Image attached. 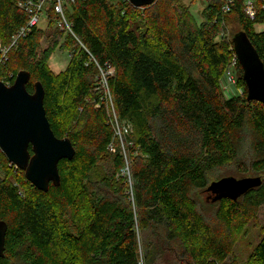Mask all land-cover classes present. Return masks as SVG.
<instances>
[{"label":"trees","instance_id":"trees-1","mask_svg":"<svg viewBox=\"0 0 264 264\" xmlns=\"http://www.w3.org/2000/svg\"><path fill=\"white\" fill-rule=\"evenodd\" d=\"M232 1L225 11L226 0H208L199 22L178 0L141 7L128 0L67 1L70 30L47 34L60 17L56 0H47V27H30L9 47L0 80L11 84L26 70L29 93L40 82L50 128L75 153L59 161L60 183L44 192L0 150V220L7 224L0 264L145 263L149 243L140 251L139 234L152 231L176 245L177 262H225L242 227L264 208V178L236 199L207 196L212 223L192 196L206 193L208 174L237 162L245 144L251 158L239 165L264 172V104L246 99L239 62L243 96H225L220 86L232 56L231 36L223 32L229 24L247 34L264 64V31L256 30L264 25V8L254 0L251 18L244 0ZM24 3L0 0L3 46L26 27ZM56 46L70 56L57 75L47 65ZM95 62L114 69L108 85L117 119L129 126V165L108 104L95 91ZM252 256L264 264V237Z\"/></svg>","mask_w":264,"mask_h":264},{"label":"water","instance_id":"water-1","mask_svg":"<svg viewBox=\"0 0 264 264\" xmlns=\"http://www.w3.org/2000/svg\"><path fill=\"white\" fill-rule=\"evenodd\" d=\"M133 6L153 4L156 0H128ZM233 50L242 68L246 99L264 104V64L247 34L240 30L233 34ZM30 74L20 70L10 85L0 80V150L11 164L24 172L27 181L40 191L50 184L60 183L58 163L72 159L75 150L68 138H57L47 120L43 107L44 89L34 83L29 93L26 85ZM261 178L227 176L212 181L206 188L208 196L217 201L236 199L249 189L259 186ZM7 224L0 220V257H3Z\"/></svg>","mask_w":264,"mask_h":264},{"label":"rangeland","instance_id":"rangeland-1","mask_svg":"<svg viewBox=\"0 0 264 264\" xmlns=\"http://www.w3.org/2000/svg\"><path fill=\"white\" fill-rule=\"evenodd\" d=\"M66 1H64V4ZM179 5L181 8L186 9L189 11V14H191L197 22L201 20L200 13L205 8L206 5H208V0H178ZM46 5H44L43 10L41 12V17L39 19L38 26L42 29L47 27L48 20L46 19L44 8ZM58 21V20H57ZM53 24V22H51ZM54 27H57L61 31L66 30L64 28H61L58 23L56 22L55 25H51L46 33H50L55 31ZM257 31H264V25H257L256 26ZM239 31V26L237 24H229L226 26V28L223 30L224 34L228 37ZM46 37L44 36L41 45L44 48L47 46L46 44ZM0 47H3L2 41L0 39ZM1 54V52H0ZM70 56L69 51L66 49H60L58 46L53 50L51 53L47 65L49 70L57 75L61 71H64L65 68L68 65ZM5 61H0V63H3ZM238 75V74H237ZM6 75H3L2 77H5ZM222 82V80H221ZM7 85V84H6ZM237 89L241 90V94L245 93L244 88L237 83L236 87L231 89L233 92ZM128 137V136H127ZM121 147V155L123 156L125 163L129 165L130 156L128 154L127 149V140L124 137L122 141ZM114 149V144H113ZM111 153H113V150H110ZM251 158V152L250 148H248V145L245 144V146L241 149L238 161L235 163H231L229 165H226L221 168H217L213 171H211L208 174V182L211 183L212 181H216L220 178L232 176L237 179L244 178V177H256L259 176L261 179L264 178V172L260 174L254 173L250 167L246 166L244 164H248V161ZM239 162L244 163L243 165H239ZM0 175H3V172L0 169ZM23 189V187H22ZM192 196L195 197L198 201L199 208L201 209L202 213L205 216V219L212 223V220L214 218L213 216V208L209 205L210 202L206 201L207 194L203 189L201 190H193ZM140 237V251L143 252L145 250V246L147 243H149L148 251L150 253L148 261L143 263L142 261L140 264H184L181 262L176 261L177 253H176V245L173 242H165L163 238L161 237L160 232H147L146 234H139ZM264 237V208H259V211L257 212V215L255 218L249 220L241 229V231L238 233L235 244L232 249V253L226 258L225 262L222 264H258L257 261L254 260L252 256V252L254 247L261 241V239Z\"/></svg>","mask_w":264,"mask_h":264},{"label":"built area","instance_id":"built-area-1","mask_svg":"<svg viewBox=\"0 0 264 264\" xmlns=\"http://www.w3.org/2000/svg\"><path fill=\"white\" fill-rule=\"evenodd\" d=\"M64 1H74V0H56V3L54 5V10L59 14V19L57 21L58 25L61 28L70 30V25L66 21V18L64 17L63 13V5ZM227 2L224 3L223 9L227 11L229 9V5L232 4V0H226ZM262 2V7L264 8V0H260ZM24 4H21L23 7H25L26 11L28 12V22L26 24V27L21 28L20 31L16 35H14L11 39V42L8 46L0 47V61H5L7 59V51L10 46L14 45L17 42V39L19 36L24 35L25 31H27L30 27H33L35 25H38V21L41 17V12L43 10L44 5L46 4L47 0H38L37 2H32L31 0H24ZM244 7L246 13L253 18L255 14V6H254V0H244ZM232 52V56L227 62L222 77L220 80V86L221 90L223 92V95L225 96H241L242 93L241 90L237 89L236 91H232L234 87H236L238 83V73H237V56L233 50V46L230 48ZM97 67V73L95 76V91L98 92V95L100 94L99 99L103 102H106L108 104V107L110 109L111 113V120H112V127L113 132L116 138L122 142L124 135L128 132L129 126L120 123L117 119L116 113L114 111L111 94L109 91V85H108V79L110 76L113 75L114 69L109 64H105L104 66H100L97 62H95ZM5 84L10 85L8 81L2 80ZM113 150V144L109 145V151ZM126 174L129 176L127 170H123V174Z\"/></svg>","mask_w":264,"mask_h":264},{"label":"flooded vegetation","instance_id":"flooded-vegetation-1","mask_svg":"<svg viewBox=\"0 0 264 264\" xmlns=\"http://www.w3.org/2000/svg\"><path fill=\"white\" fill-rule=\"evenodd\" d=\"M207 196H211L212 193L211 192H206Z\"/></svg>","mask_w":264,"mask_h":264}]
</instances>
